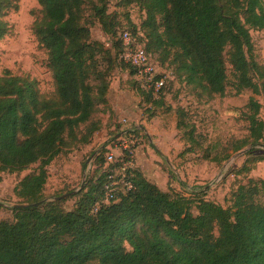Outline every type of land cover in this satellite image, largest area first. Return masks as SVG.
<instances>
[{
	"label": "trees",
	"instance_id": "trees-1",
	"mask_svg": "<svg viewBox=\"0 0 264 264\" xmlns=\"http://www.w3.org/2000/svg\"><path fill=\"white\" fill-rule=\"evenodd\" d=\"M15 2L0 0V40L9 31L4 16ZM38 2L34 32L48 51L56 94L43 96L29 76L9 70L0 75V171L22 172L39 162L38 170L24 176L14 192L21 199L17 204L42 202L14 206L13 219L0 221V264H264L263 179L240 183L225 207L163 190L131 165L123 172L130 151L109 162L104 147L96 155L97 173L87 179L72 209L64 207L66 199L45 201L48 165L64 149L90 142L101 128L95 114L111 109L110 76L117 61L136 78L148 111L164 103L154 99L167 83L155 94L154 85L145 86L138 69L124 61L110 0ZM123 3H137L145 17L141 25L130 21L134 29L120 32L136 35L155 62L172 67L200 97H224L229 84L236 94L246 89L264 94V66L254 56L252 37L253 30H264V0ZM96 23L112 36L110 46L92 37ZM261 108L251 97L249 133L233 143L232 152L252 145L250 154L263 144ZM181 115L178 127L187 129L190 125ZM185 136L198 143L193 130ZM251 157L264 161L263 154ZM249 170L243 165L237 174ZM112 183L113 197L107 199Z\"/></svg>",
	"mask_w": 264,
	"mask_h": 264
},
{
	"label": "rangeland",
	"instance_id": "rangeland-1",
	"mask_svg": "<svg viewBox=\"0 0 264 264\" xmlns=\"http://www.w3.org/2000/svg\"><path fill=\"white\" fill-rule=\"evenodd\" d=\"M15 1L16 7L4 16L9 31L0 40V75L9 70L14 75L29 76L37 81L43 96L55 97L56 85L48 66V51L34 32L41 6L38 0ZM109 12L114 13L119 23L118 36L123 29H134L130 21L141 25L145 17L137 3L124 4L123 0H110ZM91 32L94 39L106 46L112 43V36L105 33L99 23ZM252 37L254 56L264 66V30H253ZM158 65L159 72L166 75L167 87L154 99L164 103L151 112L147 110L150 106L137 87L136 78L130 75L126 65L117 61L110 76L111 109L95 114L101 121V128L92 135L90 142L64 149L48 165L45 201L76 191L64 198V207L72 209L87 179L97 173L96 155L104 147V156L114 154L113 161L129 150L131 166L140 169L163 190L203 197L225 207L240 183L250 177L264 180V161L251 157L264 155V141L250 154L246 153L252 145L232 152L233 143L249 133L246 113L251 97L261 102L260 117L264 119V94H255L250 89L236 94L229 84L226 96L208 100L181 81L172 67L161 62ZM231 71L229 66V77H232ZM182 113V118L190 125L187 129L178 127ZM189 130H193L198 143L187 139L185 131ZM228 154L229 158H225ZM216 156L219 161L213 160ZM39 165V162L32 164L22 172L0 171V221L13 219L12 208L21 201L14 192L15 186L24 176L37 171ZM243 165H248L250 170L237 174ZM261 200L264 202V192Z\"/></svg>",
	"mask_w": 264,
	"mask_h": 264
},
{
	"label": "built area",
	"instance_id": "built-area-1",
	"mask_svg": "<svg viewBox=\"0 0 264 264\" xmlns=\"http://www.w3.org/2000/svg\"><path fill=\"white\" fill-rule=\"evenodd\" d=\"M123 41L124 51L122 58L125 62L134 65L138 69L137 77L141 79L145 86L150 87L154 85V93L159 94L166 84V75L159 72V65L153 60L143 44L138 40V37L130 31H123L120 33ZM108 161L113 162L114 154L108 155ZM131 165L129 162L122 165L121 170L126 171L127 167ZM113 183L108 187L107 199L113 197Z\"/></svg>",
	"mask_w": 264,
	"mask_h": 264
},
{
	"label": "water",
	"instance_id": "water-1",
	"mask_svg": "<svg viewBox=\"0 0 264 264\" xmlns=\"http://www.w3.org/2000/svg\"><path fill=\"white\" fill-rule=\"evenodd\" d=\"M75 192H76V191H71V192L65 193V194H63V195L57 196V197H55V200H60V199L67 198V197L73 195ZM41 202H42V201H41ZM41 202L24 203V204H15L14 206H15V207H18V208H26V207L37 206V205H39Z\"/></svg>",
	"mask_w": 264,
	"mask_h": 264
}]
</instances>
